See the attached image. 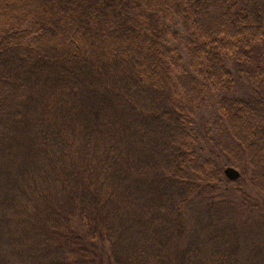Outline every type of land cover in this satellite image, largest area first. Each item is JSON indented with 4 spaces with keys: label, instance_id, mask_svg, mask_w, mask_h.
<instances>
[{
    "label": "trees",
    "instance_id": "obj_1",
    "mask_svg": "<svg viewBox=\"0 0 264 264\" xmlns=\"http://www.w3.org/2000/svg\"><path fill=\"white\" fill-rule=\"evenodd\" d=\"M0 264H264V0H0Z\"/></svg>",
    "mask_w": 264,
    "mask_h": 264
},
{
    "label": "water",
    "instance_id": "obj_2",
    "mask_svg": "<svg viewBox=\"0 0 264 264\" xmlns=\"http://www.w3.org/2000/svg\"><path fill=\"white\" fill-rule=\"evenodd\" d=\"M223 174L229 180H235L240 176L239 170L232 166L224 167Z\"/></svg>",
    "mask_w": 264,
    "mask_h": 264
}]
</instances>
